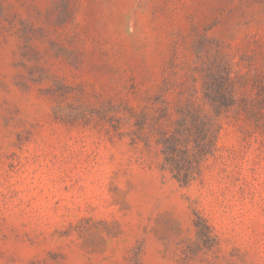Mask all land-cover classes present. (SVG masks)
<instances>
[{"label": "rangeland", "instance_id": "374dc122", "mask_svg": "<svg viewBox=\"0 0 264 264\" xmlns=\"http://www.w3.org/2000/svg\"><path fill=\"white\" fill-rule=\"evenodd\" d=\"M0 264H264V0H0Z\"/></svg>", "mask_w": 264, "mask_h": 264}, {"label": "trees", "instance_id": "16d2710c", "mask_svg": "<svg viewBox=\"0 0 264 264\" xmlns=\"http://www.w3.org/2000/svg\"><path fill=\"white\" fill-rule=\"evenodd\" d=\"M173 138V137H172ZM171 138V139H172ZM199 144V143H198ZM198 146V148L200 147V144L199 145H197ZM171 148H172V150H174V147H173V145L171 146ZM166 150H168V147H166V149H165V152H166ZM201 150V149H200ZM199 150V151H200ZM198 151V152H199ZM204 152H208V151H204ZM203 154V153H202ZM201 156V155H200ZM185 174H187V173H185ZM175 175L179 178V179H182V180H184V181H186L187 180V175H183V177H181V172L180 171H178L177 173L175 172Z\"/></svg>", "mask_w": 264, "mask_h": 264}]
</instances>
